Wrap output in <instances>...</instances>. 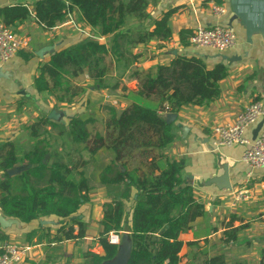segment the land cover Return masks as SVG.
Returning a JSON list of instances; mask_svg holds the SVG:
<instances>
[{
	"label": "trees",
	"instance_id": "trees-1",
	"mask_svg": "<svg viewBox=\"0 0 264 264\" xmlns=\"http://www.w3.org/2000/svg\"><path fill=\"white\" fill-rule=\"evenodd\" d=\"M213 1L222 4L227 0ZM147 5L148 0H37L34 17L42 29H52L74 11L86 25L109 38L106 43L86 38L52 52L33 78L34 89L53 97L57 103H71L86 88L65 81L69 68H72L71 76L85 72L95 91L118 88V83H108V72L114 62L117 67L120 62L121 67L127 62L120 51L124 21L130 14L141 17ZM174 10L170 8L153 19V28L137 35L134 42L170 40L167 21ZM28 15V9L20 4L0 8L1 22L10 28ZM191 31H179L182 46L188 45L186 38ZM227 72L224 62L207 67L196 54H176L167 64L158 63L146 71L135 69L133 76L138 80V88L129 90L121 86L120 97L128 104L122 110L106 104L103 122L96 118L95 106L86 97L87 110L69 117L67 125L60 124L66 139L83 144L82 150L87 153V158L79 157L74 162L49 161L52 155L49 142L46 143V127L54 122L46 114L39 116L28 126L34 139L30 150L18 155L13 143L0 145L1 213L26 224L54 216L59 222L56 231L59 240L82 239L85 223L74 213L88 200L87 193L92 187L84 167L91 164L96 168L98 183L108 192L99 221L102 230L95 239L103 254L84 252L85 264H102L115 256L117 245L107 241V234L124 229L127 200H132V204L127 227L131 248L126 264H177L179 235L204 214V209L194 198L192 185L183 174L185 158L175 159L165 153L175 134L172 123L162 113H176L189 104H208L219 96V81ZM97 120L103 125L102 133L90 130ZM16 167H21L19 173L8 174ZM14 180L22 192L13 193ZM110 186L123 188L119 195L109 199ZM6 238L0 232V240ZM217 259L212 258L210 264Z\"/></svg>",
	"mask_w": 264,
	"mask_h": 264
},
{
	"label": "crops",
	"instance_id": "crops-1",
	"mask_svg": "<svg viewBox=\"0 0 264 264\" xmlns=\"http://www.w3.org/2000/svg\"><path fill=\"white\" fill-rule=\"evenodd\" d=\"M36 1L0 2V8L20 4L29 11L25 20L9 27L26 41V45L12 58L0 63L5 74V77H0V145L5 142L13 143L18 155L32 148L34 141L29 135L28 126L39 116L46 114L54 125L62 127L60 124L65 126L68 123V120L64 121L66 118L81 112L69 115L65 109L67 104L57 103L53 97L34 89L33 78L39 73L40 66L56 50L72 46L86 38L100 43H106L109 38L86 25L74 11L52 29H42L34 17ZM211 2L214 1L148 0L141 17L130 14L124 21L125 34L120 51L127 62L124 67H121L122 62L119 63L118 67L122 71L117 72L115 62L109 71V79L114 80L113 84L118 83V88L113 91L104 88L95 92L91 87L93 81L87 74L79 85L85 87V91L86 85L89 90H93L84 94L89 99H92V92L97 95L98 100L102 96L113 94L116 100L110 99L111 105L122 110L128 103L120 97V87L134 90L139 86L138 80L133 76L135 69L146 71L158 63L167 64L176 54L199 55L207 67L224 62L228 72L219 81L220 94L217 98L204 105L182 106L176 113H162L163 118L172 123L175 134L165 153L171 158H185L183 174L192 185L194 198L204 209V214L192 221L190 228L179 235L181 248L177 264H210L212 258H218L214 264H264V166L249 169L241 158L244 148L242 145L219 147L216 150L210 145L212 127L222 122H232L249 102L260 101L264 109V41L259 34H255L252 36V43L246 42L244 29L237 21H233L236 42L222 54L239 56L238 61L227 63L210 48L182 46L178 40L181 29L228 22L231 13L227 1H223L227 11L220 16L210 12ZM170 8H175L167 21L171 32L170 40L134 42L137 35L153 28V19L159 18ZM46 46H51L52 49L44 52L42 57L37 56L36 52ZM51 112L53 117H49ZM167 115L174 117L169 121L166 119ZM261 119L245 129L246 138L251 140L252 130ZM50 127L49 125L46 129L50 130ZM263 128L264 123L260 131ZM223 166L226 167L231 188L218 189L214 184L207 185L209 179L223 174ZM99 186L101 187L96 185V188L92 187L88 191L87 202L79 206L80 213L76 214L85 223L82 239L59 240L56 237L59 222L54 216L47 217L49 224L38 220L26 224L16 218L4 216L0 211L4 218L17 220V223L9 227H0V232L7 237L0 240V246L4 243H17L30 247L23 260L16 264H85L87 260L83 257L84 252L103 254L95 239L102 230L99 221L108 190ZM240 187L247 191L248 198L234 202L232 191ZM133 192L132 190L131 195ZM91 199H96L93 211L88 205ZM129 201L130 205L125 206L123 217L124 229L119 231L121 239L128 244L131 242L127 227L130 224L132 200ZM90 218L93 219L91 222ZM74 229L76 232L77 227L74 226Z\"/></svg>",
	"mask_w": 264,
	"mask_h": 264
},
{
	"label": "built area",
	"instance_id": "built-area-1",
	"mask_svg": "<svg viewBox=\"0 0 264 264\" xmlns=\"http://www.w3.org/2000/svg\"><path fill=\"white\" fill-rule=\"evenodd\" d=\"M1 3H10L12 0H0ZM210 12L215 16L226 13L224 3L209 4ZM186 41L193 48H210L217 53H223L236 42V32L233 26L224 23H215L211 26L198 25L192 29ZM26 45V41L15 34L8 26L0 23V63L12 58L19 49ZM264 117V109L260 101H251L235 116L232 122H222L212 127L210 145L213 150L219 147L242 145V160L249 169L264 166V128L254 139L244 135L245 129ZM233 201H244L248 198L247 191L240 187L232 191ZM107 241L111 244L120 243L119 232L110 231ZM30 247L17 243H4L0 246V264H16L23 260Z\"/></svg>",
	"mask_w": 264,
	"mask_h": 264
},
{
	"label": "rangeland",
	"instance_id": "rangeland-1",
	"mask_svg": "<svg viewBox=\"0 0 264 264\" xmlns=\"http://www.w3.org/2000/svg\"><path fill=\"white\" fill-rule=\"evenodd\" d=\"M71 70H72V68H69L68 73L65 74V81H68V82L72 81L71 85L73 83L82 84L83 83V79H84V75L86 73L84 72L83 74L80 73V74H78L76 76H71L70 75ZM119 71H122V69L118 67L117 72H119ZM108 76H109V72H108ZM113 82H114V80L108 79V83L109 84L113 83ZM86 87H87V91L83 92L78 97H75L72 100L71 103L65 105V109L67 110L66 112L69 115H73V113L75 114V113H77V111L87 110L85 106H86V103L88 102V100L86 99V96L84 94L86 92H90V91H93V90H89L88 89L89 88L88 85H86ZM112 95L113 94H108L106 97L102 96V97H100V100H98L97 95H95L93 92L91 94L92 99L89 100V102L95 106L94 110H95V113H96L95 114L96 118L101 119L102 122H103L104 118L106 117V106H107L106 104H111L110 101L112 99L116 100V98H114V96H112ZM68 119L66 118V120H64V121H67ZM60 130H61L60 127H57V126H54V125L50 127V130H46L47 131V134L45 136V138H47L46 143L49 142L50 152H51L50 156L52 155L49 158V161H53L55 159H59V160L65 161V162H74V161L78 160L79 157L87 158V153L84 150H82L84 145L83 144H73V143L69 142L66 139V137L61 133ZM90 130H91V132H97L98 131V132L102 133L103 125H102V123L99 120H97V121H95V123L93 125H91ZM33 141H34V139H33ZM21 150H24V148H21ZM105 154L106 153H103V155H105ZM20 169H21V167L20 168L16 167L15 170H14V174L19 173ZM84 173L87 176L88 184L91 187L96 188V185L98 187H101V186H99L100 184L98 183V180L96 179L97 178L96 168H94L93 165L86 164L85 167H84ZM122 188H123L122 186H120V187H115V186L111 187V190L109 191V194H108V198L110 199V198H113L114 195H119L121 193ZM20 192H22V189L20 190V185H19L18 181L14 180L13 181V193L17 194V193H20ZM95 202H96V199H91L90 202L88 203V205L92 208V211L95 208L94 207L95 206L94 205ZM124 205L128 207L130 205V201L129 200L125 201ZM78 213H80V209L78 211H76L74 213V215H76ZM46 219L47 218H43V219H40L38 221L39 222L45 221L44 223L49 224L50 220H46ZM92 220L93 219L90 218V222ZM120 240H121V237H120ZM121 244L122 243H120V245ZM118 245H117V248L119 247Z\"/></svg>",
	"mask_w": 264,
	"mask_h": 264
},
{
	"label": "water",
	"instance_id": "water-1",
	"mask_svg": "<svg viewBox=\"0 0 264 264\" xmlns=\"http://www.w3.org/2000/svg\"><path fill=\"white\" fill-rule=\"evenodd\" d=\"M228 7L230 10V17L228 22L226 23L229 26H232L233 21H237L238 24L244 29V37L246 42L252 43V36L255 34H259L264 41V0H227ZM51 46H46L39 49L36 52V55L42 57L44 52L51 50ZM217 55L227 63H232L234 61L240 60L239 56L229 57L222 53H217ZM0 77H5V74L2 72L0 68ZM53 112L49 114V117H53ZM174 115H167L166 119H173ZM168 122V121H167ZM264 123V117L259 120L254 129L252 130L251 139H254L259 133L262 125ZM15 169L9 170L8 174H13ZM223 174L220 176H215L209 179L206 183L214 184L218 189H230L231 185L228 180V174L226 172V167L223 166ZM45 221H41L44 223ZM17 223L16 219L12 218H4L0 215V227L6 228L11 224ZM120 243H122L120 245ZM119 247L115 253V256L102 264H126L130 254L131 242L130 244L126 243L122 239L120 240ZM264 263V260H263Z\"/></svg>",
	"mask_w": 264,
	"mask_h": 264
}]
</instances>
